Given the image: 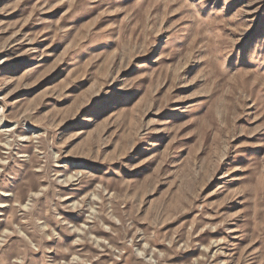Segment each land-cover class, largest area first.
<instances>
[{
	"label": "rangeland",
	"instance_id": "rangeland-1",
	"mask_svg": "<svg viewBox=\"0 0 264 264\" xmlns=\"http://www.w3.org/2000/svg\"><path fill=\"white\" fill-rule=\"evenodd\" d=\"M0 264H264V0H0Z\"/></svg>",
	"mask_w": 264,
	"mask_h": 264
}]
</instances>
